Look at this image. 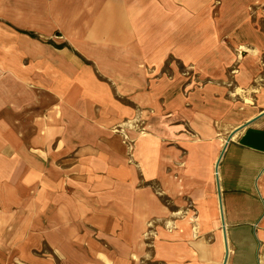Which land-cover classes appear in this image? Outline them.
I'll return each mask as SVG.
<instances>
[{"label": "crops", "instance_id": "crops-1", "mask_svg": "<svg viewBox=\"0 0 264 264\" xmlns=\"http://www.w3.org/2000/svg\"><path fill=\"white\" fill-rule=\"evenodd\" d=\"M54 2L70 21L92 20L88 40L128 50L140 74L158 49V69L172 55L215 81L187 86L173 66L171 79L152 82L145 131L132 132L129 151L112 127L134 114L106 82H89L99 103L91 117L79 94L73 118V94L60 127L48 115L25 128L32 102L0 80V264H138L145 255L161 264H221L224 238L227 264H264V88L244 105L223 83L225 67L236 65L232 77L242 90L261 71L264 0ZM202 12L206 19L196 20ZM246 46L249 52L240 50ZM219 120L239 125L227 144ZM190 215L199 226L194 239ZM164 220L179 228L169 231Z\"/></svg>", "mask_w": 264, "mask_h": 264}, {"label": "rangeland", "instance_id": "rangeland-1", "mask_svg": "<svg viewBox=\"0 0 264 264\" xmlns=\"http://www.w3.org/2000/svg\"><path fill=\"white\" fill-rule=\"evenodd\" d=\"M216 3L218 4L219 0H216ZM62 8L54 0H0V80L6 82L10 94L16 93L22 101L32 102L26 107L29 113L23 114L25 128H31L33 119L37 117L36 125L47 123L49 116L55 127H60L63 108L67 104L65 100L73 94L75 96L69 100L71 112H75L72 114L73 118L76 119L75 115L79 114V94L81 98L85 96L88 101L87 115L91 117L95 112L98 113L99 103L95 102L92 96L96 91L95 84L89 83L92 80H96L97 85L100 81L106 82L112 87L115 98L122 105L132 109L134 115L129 118L134 120L135 128L139 125L138 131L144 126L143 107L151 103L148 96L151 83L158 82L164 75L171 79L173 66L186 77L184 84L187 86L193 83V86L203 88L208 82L215 81L209 76L202 77L196 63L183 65L172 55H168L162 67L158 69L156 59L161 55L158 49L148 55L153 63L145 62L142 68L145 67L147 71L142 70L143 73L140 74L139 70L133 69L134 65H130V57L124 55L128 50L114 49L88 40L85 34L92 20L70 21L69 16L63 14ZM213 14L216 16L219 11L216 10ZM196 16V20L206 19L205 12ZM25 31H33L35 36ZM156 42L160 44L163 41L160 39ZM60 43H65L66 46L58 48L55 45ZM246 47L240 50L249 52L250 48ZM236 51L239 56L242 55L239 49ZM235 66L225 67L228 78L223 83L230 84V97L241 104L252 105L264 88V56L260 63L262 68L259 75L249 80L251 84L247 89H236V80L232 77L238 71ZM79 81H84L85 84H79ZM118 126H113L112 129L115 134L121 135L115 132V127ZM163 202L170 204L166 198H163ZM171 208L177 211V207L171 205ZM180 212L181 216L186 214V211ZM191 217L193 215L188 216V220L194 239L199 236V226L196 219L191 221ZM162 226L169 231L179 228L175 223L169 224L166 220ZM151 230L149 224L144 233L149 250L152 247ZM138 264L161 263L155 261L153 256L145 255L139 259Z\"/></svg>", "mask_w": 264, "mask_h": 264}, {"label": "bare ground", "instance_id": "bare-ground-1", "mask_svg": "<svg viewBox=\"0 0 264 264\" xmlns=\"http://www.w3.org/2000/svg\"><path fill=\"white\" fill-rule=\"evenodd\" d=\"M215 126H216V129H217V134L219 135V137L221 136L223 138V140H225V144H227L232 136L234 135V132L237 131L239 129V125H235V124H232V123H228V122H225V121H222V120H219V121H216L215 122ZM216 168V176L218 177L219 175V168ZM171 224V223H169ZM223 231L225 232V229L223 228ZM229 241L228 239L224 238V259L222 261L221 264H227L228 262V258H229Z\"/></svg>", "mask_w": 264, "mask_h": 264}, {"label": "built area", "instance_id": "built-area-1", "mask_svg": "<svg viewBox=\"0 0 264 264\" xmlns=\"http://www.w3.org/2000/svg\"><path fill=\"white\" fill-rule=\"evenodd\" d=\"M140 121V120H139ZM137 126V125H136ZM139 127V125H138ZM135 128L134 120H129L127 122H124L123 124H120V126L115 127V132L121 133L123 137V141L126 143L129 151L133 150V138H132V132L138 131L139 128ZM144 128L140 129L138 132H144Z\"/></svg>", "mask_w": 264, "mask_h": 264}, {"label": "trees", "instance_id": "trees-1", "mask_svg": "<svg viewBox=\"0 0 264 264\" xmlns=\"http://www.w3.org/2000/svg\"><path fill=\"white\" fill-rule=\"evenodd\" d=\"M24 31V30H23ZM26 33H28L29 35H31V36H35V33L33 32V31H25ZM58 48H62V47H64V46H66V44L65 43H60V44H55Z\"/></svg>", "mask_w": 264, "mask_h": 264}]
</instances>
